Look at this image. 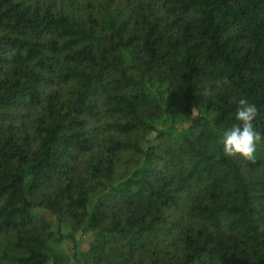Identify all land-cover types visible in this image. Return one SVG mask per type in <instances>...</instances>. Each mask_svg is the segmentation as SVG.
<instances>
[{
  "label": "trees",
  "instance_id": "16d2710c",
  "mask_svg": "<svg viewBox=\"0 0 264 264\" xmlns=\"http://www.w3.org/2000/svg\"><path fill=\"white\" fill-rule=\"evenodd\" d=\"M241 98L264 134V0H0V264H264Z\"/></svg>",
  "mask_w": 264,
  "mask_h": 264
},
{
  "label": "clouds",
  "instance_id": "9594fccd",
  "mask_svg": "<svg viewBox=\"0 0 264 264\" xmlns=\"http://www.w3.org/2000/svg\"><path fill=\"white\" fill-rule=\"evenodd\" d=\"M257 116L258 109L254 104H250L246 98L239 99L235 114L237 123L223 131L220 138L226 156L255 161L257 147L264 142V134L254 127Z\"/></svg>",
  "mask_w": 264,
  "mask_h": 264
},
{
  "label": "rangeland",
  "instance_id": "374dc122",
  "mask_svg": "<svg viewBox=\"0 0 264 264\" xmlns=\"http://www.w3.org/2000/svg\"><path fill=\"white\" fill-rule=\"evenodd\" d=\"M164 103H167V95L164 98ZM197 115H204L206 118L211 119L213 114H207L204 113L203 110H196L191 115L186 116L185 123L182 125H178V128L181 129L182 127H185L186 125H189L192 123L193 119ZM170 126V122H162L157 125L158 129H165ZM156 136V133H152L150 135L151 139H154ZM258 150H264V146L262 144H259L257 147ZM34 212L45 215L49 220L53 221V223L56 224L57 220L56 218L45 209L41 207H34ZM63 233H70V230L68 227H63L62 229ZM90 232H84L79 231L78 233H72L71 237H64L63 241L60 243L54 244V246L57 248V250L67 256L68 264H78V259L80 257V253L82 251L87 250L90 244Z\"/></svg>",
  "mask_w": 264,
  "mask_h": 264
}]
</instances>
